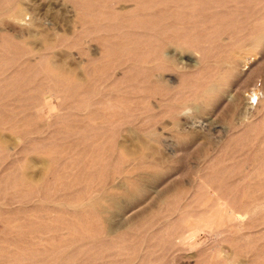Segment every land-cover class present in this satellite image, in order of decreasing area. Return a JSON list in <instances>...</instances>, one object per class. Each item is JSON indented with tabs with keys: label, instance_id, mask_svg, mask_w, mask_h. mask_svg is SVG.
Instances as JSON below:
<instances>
[{
	"label": "rangeland",
	"instance_id": "374dc122",
	"mask_svg": "<svg viewBox=\"0 0 264 264\" xmlns=\"http://www.w3.org/2000/svg\"><path fill=\"white\" fill-rule=\"evenodd\" d=\"M147 1L0 0L23 9L0 16V264H264V46H243L247 0ZM55 64L89 76L58 81L62 106Z\"/></svg>",
	"mask_w": 264,
	"mask_h": 264
},
{
	"label": "bare ground",
	"instance_id": "6f19581e",
	"mask_svg": "<svg viewBox=\"0 0 264 264\" xmlns=\"http://www.w3.org/2000/svg\"><path fill=\"white\" fill-rule=\"evenodd\" d=\"M125 1V0H124ZM146 0H144V2H145ZM149 1H151V0H148L147 2H149ZM163 2H164V0H162ZM162 1H159V2H161L162 3ZM169 1V0H168ZM197 1H199L200 2V0H197ZM207 1H209V0H207ZM214 1V0H213ZM222 1V0H221ZM255 1V0H254ZM258 1V0H257ZM256 1V2H257ZM263 1V0H262ZM262 1L260 2L261 4H262ZM127 2H128V0H127ZM139 2V1H138ZM147 2H146V4H147ZM186 2V1H185ZM192 2V1H191ZM232 2V1H231ZM236 2H238V1H236ZM236 2H235V4H236ZM244 2V1H243ZM259 2V1H258ZM22 3V2H21ZM79 3V2H78ZM96 3V2H95ZM94 3V4H95ZM116 3V2H115ZM134 3V2H133ZM142 3V2H141ZM160 3V4H161ZM166 4L168 3V2H165ZM172 3V2H171ZM177 3V2H176ZM204 3V2H203ZM210 3V2H209ZM217 3H219V2H217ZM245 4H244V6L243 7H246L247 9H245L244 10V12H245V14H246V16L248 15V24H247V27H248V34H247V38H245V40H247L246 42H248L247 43V45L246 44H244L243 46H246L247 47V49H251L252 50V48H254V47H257V46H264V9H262L261 8V10H258V13L256 12L257 10H255V7H253V1L251 2L250 0H247V1H245L244 2ZM11 4V3H10ZM91 4V3H90ZM138 4V3H137ZM137 4H135V6H137ZM145 4V3H144ZM144 4H140V5H143L144 6ZM145 4V5H146ZM178 5H179V1H178V3H177ZM182 4H183V2H182ZM212 4V3H211ZM231 4V3H230ZM261 4H259V5H261ZM12 5V4H11ZM14 6H12V8H8V6H7V8L4 6V5H2V4H0V16L1 15H6V14H8V12L12 9L13 11H15V12H19V13H21L22 12V8H21V6H20V3L18 4H13ZM80 5V4H79ZM83 5V4H82ZM99 5V4H98ZM110 5V4H109ZM139 5V4H138ZM149 5V3L147 4V6ZM155 5V4H154ZM175 5V4H174ZM173 5V6H174ZM210 5V4H209ZM217 5V4H216ZM223 5V4H222ZM238 5V4H237ZM243 5V4H242ZM78 6V5H77ZM146 6V7H147ZM151 6H152V4H151ZM175 6H177V5H175ZM180 6V5H179ZM201 6V5H200ZM205 6H208L207 5V3L205 4ZM218 6V5H217ZM225 6V5H224ZM229 6V5H228ZM231 6V8H233L232 6L233 5H230ZM258 6V5H257ZM262 6H264L263 4H262ZM9 7H10V5H9ZM128 7V6H127ZM141 6H139V8H140ZM146 7H144V8H146ZM154 7V6H153ZM183 7V6H182ZM187 7V6H186ZM203 7H204V4H203ZM209 7V6H208ZM212 7H213V5H212ZM221 7V6H220ZM242 7V6H241ZM240 7V8H241ZM112 8H114L113 6H112ZM116 8V7H115ZM120 8V7H119ZM125 8V7H124ZM173 8V7H172ZM181 8V7H180ZM179 8V9H180ZM188 8V7H187ZM187 8H185V9H187ZM190 9H191V7H189ZM223 8V7H222ZM228 8V7H227ZM239 8V9H240ZM257 9H259L260 8V6H259V8L258 7H256ZM80 9V8H79ZM108 9V8H107ZM117 9V8H116ZM116 9H114V10H116ZM126 9V8H125ZM131 9H133V8H131ZM141 9H142V7H141ZM147 9H148V7H147ZM146 9V10H147ZM150 9V8H149ZM161 9V8H160ZM168 9V8H167ZM178 9V10H179ZM184 9V8H183ZM198 9V8H197ZM196 8H195V10H197ZM216 9V8H215ZM218 9H220L219 7H218ZM235 9V8H234ZM242 9V8H241ZM244 9V8H243ZM242 9V10H243ZM118 10V9H117ZM126 10H128V9H126ZM133 10H135L136 11V9H133ZM164 11H165V9H163ZM169 10H171V9H169ZM169 10H167V11H169ZM173 10V9H172ZM172 10H171V12H172ZM181 10H182V8H181ZM189 10V9H188ZM211 10H214L213 8L212 9H210L209 11H211ZM121 11V10H120ZM166 11V12H167ZM190 11H192V10H190ZM189 11V12H190ZM220 11V10H219ZM223 11V10H222ZM224 11H226V10H224ZM239 11V10H238ZM118 12H119V10H118ZM123 12H126V11H123ZM130 12V11H129ZM160 12V11H159ZM170 12V11H169ZM175 12V11H174ZM181 12V11H180ZM197 12H198V10H197ZM201 12V11H200ZM213 12V11H212ZM242 12V11H241ZM256 12V13H255ZM114 13V12H113ZM116 13V12H115ZM128 13V12H127ZM157 13V12H156ZM184 13H185V11H184ZM193 13H194V11H193ZM205 13V12H204ZM120 14V13H119ZM146 14V13H145ZM152 14V13H151ZM154 14V13H153ZM164 14V13H163ZM168 14V13H167ZM179 14H181V13H179ZM178 14V15H179ZM183 14V13H182ZM188 14V13H187ZM186 14V15H187ZM191 14V13H190ZM202 14H203V12H202ZM13 15V14H12ZM20 15V14H19ZM22 15H23V13H22ZM92 15V14H91ZM114 15H116L117 16V14H114ZM121 15V14H120ZM160 15H162V13H160V14H158V16H160ZM177 15V16H178ZM186 15L185 14H183V17L182 16H180V17H182V19L184 18V16H185V18L184 19H186ZM199 15V14H198ZM204 15V14H203ZM207 15V14H206ZM205 15V16H206ZM211 15V14H210ZM256 15H257V17H256ZM157 16V15H156ZM157 16V17H158ZM172 16V15H171ZM190 16V15H189ZM197 16V15H196ZM202 16V15H201ZM251 16V17H250ZM115 17V16H114ZM192 17V16H191ZM208 17H211V16H208ZM207 17V18H208ZM217 17V16H216ZM226 18L227 17H230L229 15L228 16H225ZM234 17V16H233ZM250 17V18H249ZM256 17V18H255ZM131 18H132V16H131ZM172 18H175V17H172ZM189 18V17H188ZM197 18V17H196ZM200 18V17H199ZM204 18V17H203ZM202 18V19H203ZM224 18V17H223ZM181 19V18H180ZM192 19V18H191ZM190 19V20H191ZM194 19V18H193ZM202 19H199V21L201 22V20ZM204 20V19H203ZM124 21V20H123ZM125 21H127V20H125ZM129 21V20H128ZM131 21V20H130ZM133 21V20H132ZM175 21H176V19H175ZM205 21V20H204ZM215 21V20H214ZM135 22V21H134ZM193 22V21H192ZM133 23V22H132ZM179 23H181V22H179ZM198 23V22H197ZM130 24V23H129ZM151 24V23H150ZM171 24H175V23H171ZM183 24H185V22L183 21ZM191 24V23H190ZM133 25H135V24H133ZM137 25V24H136ZM117 26V25H116ZM141 26V25H140ZM171 26V25H170ZM186 26V25H185ZM203 26H204V24H203ZM202 26V27H203ZM239 26V25H238ZM238 26H236V27H238ZM241 26H243V25H241ZM110 27H112L111 25H110ZM146 27H148V26H146ZM172 27H174V26H172ZM183 27V26H182ZM189 27L190 28H192L193 29V27H195L194 26V24H193V27H191L190 25H189ZM196 27H197V25H196ZM92 29H93V27H91ZM99 28V27H98ZM153 28V27H152ZM186 27H184V29H185ZM189 28V29H190ZM201 28V27H200ZM244 28V27H243ZM189 29H187V31L189 30ZM197 29V28H196ZM195 29V30H196ZM204 30H205V28H203ZM202 29V30H203ZM172 30V29H171ZM175 30V29H174ZM174 30H173V32H174ZM197 30H201V29H197ZM233 30V29H232ZM243 31L244 30H246V29H242ZM180 31V30H179ZM187 31H185V30H183V32H186L187 33ZM189 31H191V30H189ZM242 31V32H243ZM176 32H178V31H176ZM198 32V31H197ZM206 32V31H205ZM186 33H185V35H186ZM181 35H182V37H184V35H183V33L181 32L180 33ZM189 34H190V32H189ZM245 34V33H244ZM174 35V34H173ZM180 35V36H181ZM192 35H194V33L192 34ZM201 35V34H200ZM242 35V34H241ZM143 36H145V35H143ZM179 36V35H178ZM177 36V37H178ZM199 36V35H198ZM194 37H195V35H194ZM193 37V38H194ZM201 36H199V38H200ZM57 39H59L58 37H56ZM67 38V37H66ZM174 38H176V37H174ZM185 38V37H184ZM192 38V39H193ZM63 39V38H62ZM62 39H61V42H62ZM135 39V38H134ZM172 39V38H171ZM179 39V38H178ZM183 39V38H182ZM100 40V39H99ZM174 40H176V39H174ZM189 40H191V38H189ZM194 40H195V38H194ZM193 40V41H194ZM200 40V39H199ZM64 41H66V40H64ZM63 41V42H64ZM177 41V40H176ZM196 41V40H195ZM186 42V41H185ZM240 42V41H239ZM245 42V43H246ZM58 43H59V40H58ZM57 43V41L56 42H50V41H48L47 40V42H44V48L46 49V50H50V49H53V48H56L58 45ZM181 43H183V42H181ZM187 44L189 43L190 44V42H186ZM194 42H192V44H193ZM195 43H197V41L195 42ZM243 43V42H242ZM79 44V43H78ZM200 44V43H199ZM198 44V45H199ZM61 45H62V43H61ZM181 45H183V44H181ZM180 45V46H181ZM161 46V45H160ZM173 46V45H172ZM184 46V45H183ZM190 46H191V44H190ZM194 46H195V44H194ZM71 47V46H70ZM169 47V46H168ZM189 47V46H188ZM193 47V45L191 46V48ZM115 48V47H114ZM162 48V47H161ZM163 48H165V46L163 47ZM184 48H186L185 46H184ZM183 48V49H184ZM190 48V47H189ZM198 48V47H197ZM182 49V48H181ZM246 48H244V50H245ZM188 50V49H187ZM186 50V51H187ZM191 50V49H190ZM194 50V49H193ZM43 51V50H42ZM162 51V50H161ZM178 51V50H177ZM176 51V52H177ZM185 51V50H184ZM198 51V50H197ZM247 51V50H246ZM250 51V50H249ZM38 52V51H37ZM37 52H35V51H32L31 49H30V52H29V54L30 55H34L35 53H37ZM41 52V51H40ZM163 52V51H162ZM178 52H180V51H178ZM49 53V52H48ZM159 53H161L160 51H159ZM238 53V52H237ZM43 54V53H42ZM175 54V53H174ZM181 54V53H180ZM46 55V54H45ZM154 55V54H153ZM169 55H171V54H169ZM44 56V55H43ZM109 56V55H108ZM162 56V55H161ZM164 56V55H163ZM160 57V56H159ZM27 58H29V56H27ZM26 58V59H27ZM50 58V57H49ZM174 58V57H173ZM173 58H172V60L171 61H173ZM187 59H188V57H186ZM231 58V57H230ZM51 59V58H50ZM163 59V58H162ZM169 59V58H168ZM171 59V58H170ZM47 60V59H46ZM95 60V59H94ZM176 60V59H175ZM195 60V59H194ZM197 60V59H196ZM195 60V61H196ZM38 61V60H37ZM52 61V60H51ZM90 61V59H88V62ZM163 61V63L165 64L166 62H164L165 60H162ZM193 61V60H192ZM232 62L229 64V66H228V68L227 69H225L224 71H231L232 69H233V67H234V62H235V60H231ZM50 62V61H49ZM96 62V61H95ZM94 62V63H95ZM168 62V61H167ZM54 63V62H53ZM52 63V64H53ZM56 63V62H55ZM90 63V62H89ZM114 63V62H113ZM179 63V62H178ZM47 64V63H46ZM160 64V63H159ZM168 64V63H167ZM166 64V65H167ZM171 64V63H170ZM170 64H168V65H170ZM173 64V63H172ZM176 64V63H175ZM30 65V64H29ZM49 65V64H48ZM60 65V64H59ZM162 65V64H161ZM167 65V66H168ZM174 65V64H173ZM172 65V66H173ZM177 65V64H176ZM227 65V64H226ZM36 66V65H35ZM61 66V65H60ZM171 66V65H170ZM171 66V67H172ZM109 67V66H108ZM133 67H136V66H133ZM147 67V66H146ZM163 67H165V66H163ZM162 67V68H163ZM174 67V66H173ZM50 68V70L53 72V74H54V79L57 81V85L58 84H60V82H64V83H66V84H68V86L69 85H71L73 88H75L76 86H77V88H78V86H81V85H83V84H85V83H83L82 84V80H80V79H85V82H86V79H88L87 77H89V76H87L86 75V72H85V75H84V77L85 78H80L76 73H74L72 70L73 69H69V70H63L61 67H59L58 65H52L51 67H49ZM129 68V67H128ZM127 68V69H128ZM131 68V67H130ZM82 69V68H81ZM160 70V69H159ZM104 72V71H103ZM46 73V72H45ZM89 73V72H88ZM124 74V73H123ZM88 75H90V74H88ZM216 75V74H215ZM224 77H225V74L224 73H222V74H220V75H218V76H216L215 78L214 77H209V78H214L213 80H209L210 82L209 83H207V84H205V86H203V88H204V92L202 93V94H200V92H199V94L201 95V97H205L206 98V100L207 99H210L215 93H217V92H219V91H221L220 89L222 88V86L221 85H219V84H222V83H219V81H221V80H223L224 79ZM92 78V77H91ZM43 79H44V77H43ZM51 79V78H50ZM36 80V79H35ZM45 80V79H44ZM49 81V80H48ZM58 81H60V82H58ZM41 83H43V85H44V82L42 81ZM40 83V84H41ZM46 84V83H45ZM62 85V84H61ZM32 86V85H31ZM34 86V85H33ZM47 86V85H46ZM128 86H131V85H128ZM30 87V86H29ZM67 87V86H66ZM65 87V88H66ZM224 87V86H223ZM20 88V87H19ZM25 88H27V87H25ZM77 88H75V89H77ZM131 88V87H130ZM134 88H136V87H134ZM74 89V90H75ZM71 90H73L72 88H71ZM73 90V91H74ZM127 90V89H126ZM134 90V89H133ZM136 91H137V89H135ZM23 91V90H22ZM21 91V92H22ZM75 91H77V90H75ZM27 92V91H26ZM25 92V93H26ZM63 92H64V88H63V86H56L55 87V91L53 92V96H50V98H48V104H54V98H57V100H58V105L59 106H62L63 104H64V100H65V98H64V96H63ZM69 92H71L70 91V89H69ZM78 93H79V91H77ZM76 92V93H77ZM72 93V92H71ZM71 93H70V95H68V94H66V96L67 97H69V96H72L71 95ZM75 93V92H74ZM75 93V94H76ZM24 94V93H23ZM28 95H29V93H27ZM27 95V96H28ZM25 96V95H24ZM198 96V95H197ZM12 97V96H11ZM26 98V97H25ZM120 98V97H119ZM139 98V97H138ZM69 99V98H68ZM124 100H125V97L123 98ZM128 99V98H127ZM28 100V99H27ZM75 101V100H74ZM118 101V100H117ZM127 101V100H126ZM133 101V100H132ZM134 102H135V100H134ZM138 102V101H137ZM34 103V102H33ZM125 103V102H124ZM138 104V103H137ZM139 105V104H138ZM137 107V106H136ZM138 108H139V106H138ZM134 109H136V108H134ZM138 110V109H137ZM136 110V111H137ZM126 111V110H125ZM129 112H131L130 110H128ZM91 112V111H90ZM92 112H94V110L92 111ZM97 113V112H96ZM90 114V113H89ZM95 114V113H94ZM132 115H133V113H131ZM91 115H93L92 113H91ZM252 125V124H251ZM94 129V128H93ZM112 131V130H111ZM31 133V132H30ZM19 136V135H18ZM84 137V136H83ZM20 141V140H19ZM54 147V146H53ZM68 147V146H67ZM0 148H5V145L4 144H1V141H0ZM24 149L25 148H23V149H21L22 151H24ZM67 149V148H66ZM0 150H2V149H0ZM58 150V149H57ZM79 150V149H78ZM99 156V155H98ZM124 156V155H123ZM120 158H122V157H120ZM45 159V158H44ZM54 158L52 159H49V157H48V161H46V165H47V170L45 171V173L47 172V171H49L53 166H54ZM57 161V160H56ZM55 161V162H56ZM120 162V161H119ZM15 163V162H14ZM100 164V163H99ZM45 165V164H44ZM68 165H69V163H68ZM45 167V166H44ZM43 170H44V168H43ZM54 170V169H53ZM60 170V169H59ZM19 171V170H18ZM61 171V170H60ZM44 172V171H43ZM63 173V172H62ZM41 174V173H40ZM47 174V173H46ZM42 175V174H41ZM58 175V174H57ZM44 180V179H43ZM92 204V206H93V208L95 209L96 208V204H97V202L96 201H94L93 203H91ZM222 207V206H221ZM92 208V209H93ZM215 209V208H214ZM213 209V210H214ZM220 209V208H219ZM212 210V211H213ZM210 211H211V209H210ZM209 212V211H208ZM211 213V212H210ZM215 216H217V215H215ZM237 216V215H236Z\"/></svg>",
	"mask_w": 264,
	"mask_h": 264
}]
</instances>
